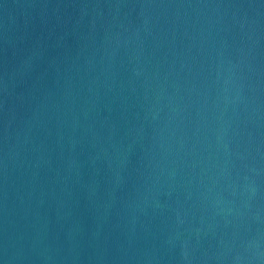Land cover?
I'll use <instances>...</instances> for the list:
<instances>
[{"label": "water", "instance_id": "water-1", "mask_svg": "<svg viewBox=\"0 0 264 264\" xmlns=\"http://www.w3.org/2000/svg\"><path fill=\"white\" fill-rule=\"evenodd\" d=\"M0 264H264V0H0Z\"/></svg>", "mask_w": 264, "mask_h": 264}]
</instances>
